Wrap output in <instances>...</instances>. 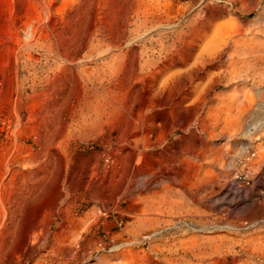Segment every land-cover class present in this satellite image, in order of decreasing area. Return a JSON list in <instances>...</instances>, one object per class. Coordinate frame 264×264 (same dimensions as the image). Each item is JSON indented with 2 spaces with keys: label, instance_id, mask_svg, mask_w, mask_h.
Masks as SVG:
<instances>
[{
  "label": "rangeland",
  "instance_id": "1",
  "mask_svg": "<svg viewBox=\"0 0 264 264\" xmlns=\"http://www.w3.org/2000/svg\"><path fill=\"white\" fill-rule=\"evenodd\" d=\"M0 264H264V0H0Z\"/></svg>",
  "mask_w": 264,
  "mask_h": 264
},
{
  "label": "bare ground",
  "instance_id": "2",
  "mask_svg": "<svg viewBox=\"0 0 264 264\" xmlns=\"http://www.w3.org/2000/svg\"><path fill=\"white\" fill-rule=\"evenodd\" d=\"M210 113V112H209ZM199 119H200V117H199ZM204 121V120H203ZM203 121H201V122H203ZM200 122V121H199ZM143 139V140H146V138L145 137H143V135L142 134H139L138 132H136L135 133V138H136V140H137V144H139V141L141 140V138ZM200 140H202V139H200ZM200 145V144H199ZM138 146V145H137ZM199 147V146H198ZM200 148V147H199ZM203 149V148H202ZM205 149H206V147H205ZM204 149V150H205ZM197 150V149H196ZM201 150V149H200ZM206 151V150H205ZM211 153V152H210ZM205 155V154H204ZM207 156V155H206ZM184 156H182L181 158H183ZM190 158V157H189ZM179 159V158H178ZM184 159H186V158H184ZM191 159V158H190ZM189 159V161H191ZM193 160V159H192ZM199 160V159H198ZM178 161H180V160H178ZM183 163H184V161H182ZM182 162H180V163H182ZM198 164V163H197ZM196 164V165H197ZM187 165H188V163H187ZM190 166V165H189ZM186 167V166H185ZM191 167V166H190ZM195 167V166H194ZM196 168V167H195ZM135 170H138V169H135ZM185 170V169H184ZM135 172V171H134ZM199 172V171H198ZM195 174H196V172H195ZM194 174V175H195ZM137 175V174H136ZM192 176V175H191ZM133 177H136V176H133ZM190 178H192L193 179V177H190ZM215 179V178H214ZM193 182V181H192ZM141 183V182H140ZM192 184V183H191ZM195 184V183H194ZM193 185V184H192ZM136 186V185H135Z\"/></svg>",
  "mask_w": 264,
  "mask_h": 264
}]
</instances>
